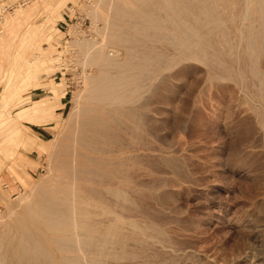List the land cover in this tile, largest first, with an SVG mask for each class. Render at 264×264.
Returning a JSON list of instances; mask_svg holds the SVG:
<instances>
[{
	"label": "rangeland",
	"instance_id": "obj_1",
	"mask_svg": "<svg viewBox=\"0 0 264 264\" xmlns=\"http://www.w3.org/2000/svg\"><path fill=\"white\" fill-rule=\"evenodd\" d=\"M216 1L218 25L198 8L185 17L199 33L167 22L152 38V27L133 24L145 29L135 50L154 59L137 98L82 114L100 69L83 42L129 50L101 35L117 1L0 0V173L11 168L20 183L0 201V231L40 184L118 218L107 262L264 264V48L248 31L264 24L244 18L243 0ZM60 79L70 84L64 114L39 141L20 120L55 119L51 97L30 94Z\"/></svg>",
	"mask_w": 264,
	"mask_h": 264
},
{
	"label": "bare ground",
	"instance_id": "obj_2",
	"mask_svg": "<svg viewBox=\"0 0 264 264\" xmlns=\"http://www.w3.org/2000/svg\"><path fill=\"white\" fill-rule=\"evenodd\" d=\"M114 1H117V3L111 2L108 4L109 2H107L108 11H115L112 18H122L123 21H121V19L120 22L115 19H110L109 16H111V12L107 16L105 15V27L101 29V35L104 33V37L106 39L109 38V43H118L122 46L124 45L125 47H123L125 49L128 48L129 50L126 55L122 57L121 55H118V52L115 53L116 49H113L114 52H108L106 50L107 47L103 46V43L105 44V42L93 41V43L91 42L88 44L83 42V47L81 44L82 48L85 47L92 52L95 51L96 55L94 56V60L96 63L97 61L100 63V69L97 77L95 76L94 79L90 80L89 82L90 91L88 90V92L90 94L86 96V99L89 100H86L84 108L82 109V114L99 110L102 104L106 101L115 103L114 105H116V107L119 109L120 107H123L129 100L133 102L132 100L137 98L135 95L141 88V83L145 81L143 78L154 59L150 54L141 55L137 52V50H135L136 47L134 48V46L140 40V37H138L136 33H140L142 36L143 29H140L133 24L139 23L144 26L149 25L150 28L152 27L154 31H148L150 35H153L152 38L163 31L160 30V28L161 26L163 27V25L165 26L167 22L176 27L174 30L180 31L182 33L184 32V34H189L190 32L199 33L197 29L191 28L185 30L187 25L193 27V23L191 24L189 21H185V17H195L197 10L196 8H198V10H202L201 15H203L205 19L212 18L214 21L213 24H219V21L217 22L215 19L216 17L212 13H217L216 6L214 5L218 2L216 0ZM152 2L155 5H161V7L164 9L165 15L162 17L164 14H162V8L160 9V12L162 11L160 15L162 18H166V20L164 19L163 21L161 17H156L158 14L154 11H158L159 9L157 10V8L160 6L157 7V5H152ZM243 2L244 18L251 19L254 18V15L258 14L262 19V24H264V0H243ZM237 4H240V2ZM150 5L157 8H154V11H152L153 9L149 10ZM199 14L200 13L198 12V15ZM255 20L258 19L255 18ZM204 22L205 21L199 22V24H197L200 25ZM131 25L133 26L131 29H135V31L133 30L130 32L131 30L128 26L131 27ZM198 25L197 27H199ZM248 31L251 34L257 33L260 35V42L262 41L261 48H264V36H261L264 34V29L250 28ZM144 35L147 34L145 33ZM252 36L254 37V35ZM145 37L150 36L148 35ZM142 38L144 37L142 36ZM187 39L189 38L186 37V40ZM198 39L200 38H197V40ZM182 40L183 39H181V41ZM109 43H106V45ZM186 44L185 47L188 49ZM254 44L255 43L252 42L253 47H255ZM182 46L184 45L182 44ZM257 46H259V41ZM256 51L258 50L256 49ZM248 52V56H246L247 54L245 56L248 57L250 63H253L254 66L256 52L252 49H250ZM77 98H79V95ZM68 161L69 160L67 159L66 161L62 162V166L69 172H75L77 169L76 165L73 164L75 166L73 167L70 165L72 162L69 163ZM39 185L40 184L34 185L32 188L33 195H31V193L24 197L23 201L25 204L21 207V212L17 213V215L15 214V218L12 217L10 221L6 220L7 222L0 231V264L124 263L107 262V258L110 254L109 250H111L109 249V244L113 238L112 235L115 234V227L118 224L117 217L116 220L110 224L109 221H112L113 219H108L109 221L107 220L108 212H94L93 207H96L97 205L90 199L80 198L79 196H65L59 191L47 188L43 189V187ZM118 217L122 218L120 216ZM113 242L115 241L113 240ZM106 259L107 261H105Z\"/></svg>",
	"mask_w": 264,
	"mask_h": 264
},
{
	"label": "crops",
	"instance_id": "obj_3",
	"mask_svg": "<svg viewBox=\"0 0 264 264\" xmlns=\"http://www.w3.org/2000/svg\"><path fill=\"white\" fill-rule=\"evenodd\" d=\"M47 49L50 50V48L48 47H46L44 50L46 51ZM48 72H50V70L46 71V73ZM38 78L39 80L43 79L42 75L38 76ZM62 79H60V81H56L58 83L53 84L54 87L51 90L50 89L44 90V87H38L32 90V93L30 94L32 96V99L34 98L32 101L40 100L46 97H51V100L54 101V105H55L54 120H50L46 122H35L25 119L20 120L22 123H24L25 126L30 128L31 133H33L34 137L38 138L39 141H41L44 138H47L51 134L53 127H55V125L57 124V120H59L62 114H64V109L66 108L68 102L67 95L69 93L68 88L70 84L65 81L63 82ZM60 83L64 84V86H60L59 85ZM48 92L51 95L49 96L45 95ZM64 92L65 94H63ZM6 170L12 171L11 168L10 169L4 168L2 173H0V201L4 198H7V196L13 194L15 191L14 188L20 186V183L15 182V179L13 178L12 174L8 173Z\"/></svg>",
	"mask_w": 264,
	"mask_h": 264
}]
</instances>
